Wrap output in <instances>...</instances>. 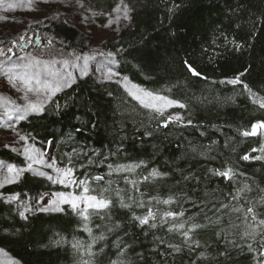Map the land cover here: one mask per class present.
Returning <instances> with one entry per match:
<instances>
[{
    "label": "trees",
    "instance_id": "16d2710c",
    "mask_svg": "<svg viewBox=\"0 0 264 264\" xmlns=\"http://www.w3.org/2000/svg\"><path fill=\"white\" fill-rule=\"evenodd\" d=\"M117 2L82 0V8L73 0L83 16H94L95 13L97 23L105 21L101 13L110 12ZM125 2L132 8L131 20L121 22L118 28L113 29V34L100 42L96 52L122 50L116 55L112 67L132 83L185 104L184 109L174 107L168 112L179 113L185 120L191 119L192 124L181 126L173 123L167 128L158 127L153 114L130 97L121 82L97 80L89 74L78 77L72 87L65 88L54 97L62 106L60 109L49 104L43 115H30L18 121L16 129L24 135L30 133L28 140L45 151L51 147L53 157L58 160L66 162L64 153L75 148L81 153L75 161L76 177L102 175L105 179L99 182L100 186L111 180V187L121 189L126 202L129 196L147 202L150 197L175 195L185 211V218L192 216L197 222L208 224L205 215L212 220L217 215L221 216L219 225L199 230L200 248L195 251L182 248L180 253H173L159 244L155 237H163L173 244H181V237L169 234L167 226L142 228L132 220V212L143 215L147 207L133 205L131 210L122 208L115 193H110L114 203L108 211L111 219L106 216L100 220L93 215L89 225L94 235L103 234L105 237L94 246L93 251L98 253L94 264L118 260L123 264H192L193 261L196 264H253L246 249L241 251L231 244L226 247V241L215 235L223 228L228 233L227 239H235L242 247L246 243L239 236L244 225L236 229L228 223L231 220L240 224L237 220L239 214L228 209L217 212L216 207L230 201L237 205L229 193L244 184L252 189L246 193L248 198L255 201L264 196V191H261L264 190V159H252L264 156V152L252 151L264 145V135H240L242 131L250 130L251 124L264 121V109L258 103L254 104L250 94L243 89V84H247L258 97H264V0ZM91 24L90 20H45L17 32L11 40L0 41V48L7 51L12 47L14 56H21V51H26V48L20 49V37L34 39L38 36L52 51L82 54L85 53L87 37L81 29L89 28ZM236 44L240 45L239 49ZM27 52L35 56L41 51L32 46ZM185 61L202 75L193 76L185 67ZM237 76L242 84L220 83ZM47 141L52 143L49 145ZM84 152L92 164L87 162ZM245 154L250 156L247 161L241 159ZM0 161L18 167L26 165L25 156L10 146H0ZM101 161L103 163H99ZM139 161H144L147 169L107 175L109 163ZM226 167L236 172L232 181L207 171ZM152 168L168 175L140 183L139 192L124 183V176L138 180ZM184 175L199 179L184 181ZM92 183L95 186V182ZM65 189L29 171H25L16 183L0 188L3 194L0 197L1 252L21 264H77L79 257L70 242L73 238L88 242L90 238L71 208L64 207L63 212H41L33 208L32 212L26 213L27 219L18 214L25 203L34 207L35 201L31 198L38 193ZM16 193L20 194L19 200L5 202L4 198ZM239 203L243 204V199ZM152 206L160 210H179L177 205H156L155 201ZM260 210L264 211V207ZM116 224L119 227H114ZM108 228L113 230L108 231ZM62 237L64 242L55 243ZM117 245L123 250L122 255L118 254ZM253 246L256 247L255 244ZM100 248L104 249L103 253H99ZM162 252L171 254L161 255ZM201 252L204 258L197 259ZM221 252L225 255H220Z\"/></svg>",
    "mask_w": 264,
    "mask_h": 264
},
{
    "label": "snow or ice",
    "instance_id": "6c2138e0",
    "mask_svg": "<svg viewBox=\"0 0 264 264\" xmlns=\"http://www.w3.org/2000/svg\"><path fill=\"white\" fill-rule=\"evenodd\" d=\"M3 0H0L2 3ZM47 2V0H45ZM80 7H84L82 0H76ZM35 0H28L26 7L29 10H34L32 8ZM16 4H9L8 8H15ZM132 8L129 6L125 0H118L115 7L111 9L108 13H101L109 17L107 24L104 27H110L113 24L119 26L121 21H130ZM95 14V13H94ZM87 19V17H85ZM38 38V37H37ZM24 40V37H20ZM31 41H25V43H30ZM52 41L49 40L48 44L51 45ZM233 43H235L233 41ZM15 46V42H13ZM237 49L240 48L239 44H236ZM122 50H117V52H95L93 54H76L73 53L74 59L69 60L67 58L62 60L52 59V60H40L35 57H18L17 61H13L12 57L15 55L12 47L7 49V53H12V55H7L3 48H0V56H5L4 61H0V74L6 77L9 84L15 88L18 92L22 93V99L25 101L23 105H17L12 101H6L4 105L3 116L0 117V123L6 118L7 121H12L13 117L15 120L23 121L30 115H43L46 112L47 106L51 104L55 109H60L62 106L58 101L54 100V97L58 93L62 92L65 88L72 87L78 76L80 78L86 77L90 73V63L97 61V57H102L103 59L97 61L95 72L98 74V79H103L106 81H112L114 77L120 74L113 70L112 65L115 63V57ZM185 67L187 70L195 77H200L202 74L197 71L188 61H185ZM60 65V67H57ZM74 73H78L74 74ZM127 94L136 100L139 105L152 113V118L157 120L158 127L167 128L170 124L176 123L181 126L187 124L191 125L192 120L187 119L179 113H169L168 110L171 108H186V105L181 103L179 100L173 99L168 95L161 94L153 90H147L139 87L136 84H131L127 77L123 78L121 81ZM220 83H227L231 85L242 84L239 76L227 80L221 81ZM243 89L250 94V99L252 102L258 103L259 107L264 109V97H258L257 93H254L252 89L247 85L243 84ZM34 97V99L32 98ZM11 105V106H9ZM95 127V125H93ZM80 131V129H76ZM151 135V133H147ZM30 133L28 135H20L19 139L21 141L27 142ZM244 137L264 135V121H257L251 124L250 130H244L240 133ZM50 145L52 142L47 141ZM9 147V145H5ZM264 152V145H261L259 149L253 148L252 151ZM15 151V149H13ZM192 151H196L193 147ZM203 154V153H201ZM23 155L26 158V165L24 167H18L15 164H4L0 161V168H6V175L0 180V188H3L6 184L16 183L25 171L33 172L36 175L45 177L47 180L51 181L53 184H59L64 188L70 189L69 191H57L53 192L48 199L47 205L44 204L46 197H49V193H38L35 197H32L35 201L36 211L48 212L57 211L63 212L65 209L63 205H68L73 213H75L81 220V227L84 232L89 236V241L84 242L73 238L70 242L71 247L74 252L79 257L77 264H94V258L98 255L97 252L93 251L94 246L98 241L104 240L103 234L96 236L93 234V229L90 227L91 217L93 215L99 217L100 220H104L108 216V211L114 206L113 198L110 193H115L118 198V203L120 207L132 209L133 205L137 208L147 207L146 214L137 215L134 211L132 212V220L138 222V225L142 228L148 226L149 229H157L158 227L164 228L167 226V232L169 234L175 233L181 237V244H173L166 242L163 237H155L159 244L164 245L165 249H171L173 253H180L182 248H187L189 251H195L197 248L201 247L200 240L197 239V234L199 230L205 229L212 225H219L221 223V216L217 215L215 220L205 215V219L208 224H203L197 222L194 217L188 216L185 218V211L182 205L178 203L175 195H169L167 198L160 197H150L146 202L144 199H135L132 196L128 197L126 202L124 196L121 195V189L111 187L112 181H107L105 186H100L99 182L105 179L102 175L87 176L78 179L76 177V163L75 161L79 159L81 153L77 152L75 148L71 150L70 153H64L67 158L66 162L64 160H58L56 157H48L45 150L37 148L35 145L31 147L25 146L23 148ZM83 156L87 159L89 164L93 161L88 158L86 152ZM47 157V159H46ZM242 160H249L250 156L245 154L241 157ZM252 159L260 160L264 159V156H255ZM63 164V167L58 166ZM103 163V161L99 162ZM37 166V167H34ZM41 167H46L52 169L55 176L41 170ZM83 167V165H81ZM108 176H112L113 173L119 175L120 173H135L139 168L147 169V164L144 161H139L131 164H107ZM211 175L219 176L225 180L232 181L236 176V172L231 167H226L223 170L208 169ZM167 172H162L156 168H152L148 171L147 175H142L140 178L134 179L129 178V176H124V183L131 186V190L139 192V184L149 180H156L167 176ZM241 175H243L241 173ZM184 181L198 180V177L184 175L182 177ZM95 182V186L93 183ZM74 189H80L77 193ZM252 189L248 184H244L242 187H237L233 193H229L231 200L237 201V205H232L231 201L227 204L219 203L216 207V211L219 212L220 209H228L231 213L239 214L237 215V220H240V224H236L229 220V226L231 228L240 229L241 224L244 225L243 229L239 232L241 240L246 241L245 245L242 247L241 244L237 243L235 239H227L228 233L225 232L223 228L215 232V235L219 239H224L226 241V247L231 244L234 248L240 249L241 251H247L251 254L253 264H264V211L260 210L264 207V196H261L259 200L253 201L248 198L246 193L251 192ZM264 191V190H261ZM3 194L0 193V197ZM185 197L191 200V197L185 194ZM5 199V202L12 203L20 199V194L16 193L10 195ZM243 199L244 203L239 202ZM155 201L156 205H177L179 210H173L171 208L160 210L159 208H154L152 202ZM33 206L30 203H25L23 205V210L19 211L18 214L22 219H27L26 213L32 212ZM111 219L110 216H108ZM100 228L101 225H96ZM114 227H119L118 224ZM112 228H108V231H112ZM64 242L63 237L61 240L55 241V243L60 244ZM256 245L254 247L253 245ZM120 250L118 254L122 255L123 250L120 245H117ZM2 251V250H0ZM104 249L100 248L99 253H103ZM171 253L162 252L161 255H166ZM220 255H225L221 252ZM204 258V253L201 252L197 259ZM109 264H123L122 260L109 261ZM192 264H196L195 261Z\"/></svg>",
    "mask_w": 264,
    "mask_h": 264
},
{
    "label": "rangeland",
    "instance_id": "374dc122",
    "mask_svg": "<svg viewBox=\"0 0 264 264\" xmlns=\"http://www.w3.org/2000/svg\"><path fill=\"white\" fill-rule=\"evenodd\" d=\"M28 0H3L0 3V41L2 40H11V37L15 35L17 32H22L25 30L29 25H34L37 23H43L45 20H55V19H64L65 20H80L83 22L84 20L92 21L90 27H86L81 29L85 33V37H87L86 44H85V53L82 54H93L96 52L98 45L105 39L110 38L113 34V29L118 28L119 26L113 24L110 27H104L107 24L109 17L107 15H103L105 21H98L99 23L95 22L96 15L92 14L84 15L79 12V9L76 8V5L73 3V0H35L33 3L32 8L34 10H29L26 7ZM9 4H16L17 7L15 8H8ZM87 17V19H85ZM124 22L123 20L121 21ZM121 23V24H122ZM120 29V28H119ZM118 29V30H119ZM115 33V32H114ZM29 38V37H28ZM24 37V40H21L20 49H25L26 51H21V56H13V61H17L18 57H29L32 56L31 53L27 52V50L32 46L35 48L40 49V53L38 55L32 56L40 60H62V59H74L70 51L60 50V51H52L49 47L45 46L43 41L40 40V44L36 45L34 42H30L28 45L23 46L25 41L30 40ZM13 39V38H12ZM7 53V51H5ZM7 55H11L7 53ZM6 59L5 56L0 57V61H4ZM102 60L101 57H97V61ZM97 61H93L90 63V73L98 80V74L95 72ZM60 67V65H57ZM114 71L115 68H113ZM117 72V71H116ZM77 74L78 73H74ZM79 77V76H78ZM123 76L119 75L114 77V80L117 82L123 81ZM103 80V79H99ZM129 81V80H128ZM131 84V81H129ZM140 87V86H139ZM142 88V87H141ZM22 93L18 92L15 88L9 84L8 80L5 76L0 74V117L3 116L4 112V105L6 101H12L17 105H23L25 101L21 98ZM34 99V97H32ZM11 106V105H9ZM19 120H15L13 117L12 121H7L6 118L3 119V122L0 123V146L9 145L13 149L20 151L23 154V148L25 146L31 147L35 145L34 143L28 140L27 142L21 141L19 139L20 135H24L23 132L16 129V123ZM36 146V145H35ZM42 150L40 146H36ZM48 157H53V153L51 147L49 150L46 151ZM47 159V157H46ZM6 164V163H4ZM37 167V166H34ZM42 171H45L49 174L55 176V173L52 169H48L46 167H41ZM6 175V168H0V180H2L3 176ZM70 189H65L63 191L67 192ZM77 193H79L80 189H74ZM53 192H49V197H46L44 200V204L47 205L48 199ZM19 205H17L18 207ZM37 205L34 204V209H36ZM64 207L70 208L68 205H63ZM20 210V207H19ZM54 212V211H51ZM0 264H21L17 260L11 258L10 256L2 253L0 251Z\"/></svg>",
    "mask_w": 264,
    "mask_h": 264
},
{
    "label": "water",
    "instance_id": "95a60500",
    "mask_svg": "<svg viewBox=\"0 0 264 264\" xmlns=\"http://www.w3.org/2000/svg\"><path fill=\"white\" fill-rule=\"evenodd\" d=\"M35 40H36L37 45H39L40 42H39L38 38H36Z\"/></svg>",
    "mask_w": 264,
    "mask_h": 264
}]
</instances>
